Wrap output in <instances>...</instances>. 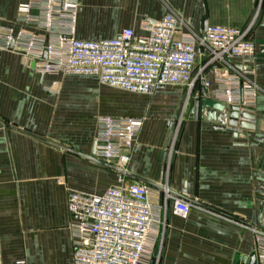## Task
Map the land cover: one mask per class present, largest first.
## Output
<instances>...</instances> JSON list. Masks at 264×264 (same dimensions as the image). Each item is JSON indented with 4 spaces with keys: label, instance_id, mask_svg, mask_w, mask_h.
Segmentation results:
<instances>
[{
    "label": "crops",
    "instance_id": "0c3cea01",
    "mask_svg": "<svg viewBox=\"0 0 264 264\" xmlns=\"http://www.w3.org/2000/svg\"><path fill=\"white\" fill-rule=\"evenodd\" d=\"M29 0H0V33L20 26ZM76 37L110 40L174 11L200 33L247 28L259 61L254 121L237 135L189 115L193 93L167 87L152 96L102 85L95 77L46 76L19 49L0 48V264H74L71 192L103 195L117 172L81 157L95 154L98 118H145L128 173L197 204L186 218L169 203L158 264H250L264 217V0H79ZM43 35V32H36ZM208 89L214 98L216 84ZM129 181L139 183L128 177ZM154 189L156 205L163 190ZM157 260V259H156ZM256 264V260L255 263Z\"/></svg>",
    "mask_w": 264,
    "mask_h": 264
},
{
    "label": "built area",
    "instance_id": "2783aa9c",
    "mask_svg": "<svg viewBox=\"0 0 264 264\" xmlns=\"http://www.w3.org/2000/svg\"><path fill=\"white\" fill-rule=\"evenodd\" d=\"M79 11V0L22 3L17 11L20 28H3L0 48L22 50L41 78L95 77L109 88L145 96L167 87L191 94L197 87L209 89L212 78L214 100L239 107L241 115L256 107L260 89L253 79L259 61L252 40L254 21L244 29L208 26L198 33L169 11L159 21L144 20L141 33L125 29L115 39L81 40L76 37ZM145 121L99 117L94 157L128 173ZM242 122L254 121L241 116ZM226 128L237 135L244 132L240 125ZM163 192L162 205H156L153 187L119 173L117 185L103 195L71 192L74 264H158L156 249L166 226L163 211L172 203L174 214L186 218L197 208L168 188ZM259 193L264 197V188ZM249 228L255 236L256 264H264V217Z\"/></svg>",
    "mask_w": 264,
    "mask_h": 264
},
{
    "label": "water",
    "instance_id": "95a60500",
    "mask_svg": "<svg viewBox=\"0 0 264 264\" xmlns=\"http://www.w3.org/2000/svg\"><path fill=\"white\" fill-rule=\"evenodd\" d=\"M236 66L238 68H241L240 64H236ZM192 93H193V99L190 100L189 102V109H188L189 115H193L196 119L204 118L206 120H212L214 122L219 123L222 128H225V126L227 125L230 127H237L240 125V127L243 129L249 127L248 123H244V122L239 123V119L241 116L245 118L249 116L247 112H244L241 115L239 107L236 106L229 107L221 102L214 100L213 98L210 97L208 88L197 87ZM79 155L85 159H88L92 162L102 165L103 167H106L114 172H117L119 174H125L141 184H145L157 189H164L162 185L149 182L140 177L134 176L130 173H125L112 165L97 160L92 155L90 156H86L83 154H79ZM175 196L180 199L186 200L183 196L179 194H175ZM255 260H256L255 255H252L250 264H254Z\"/></svg>",
    "mask_w": 264,
    "mask_h": 264
}]
</instances>
